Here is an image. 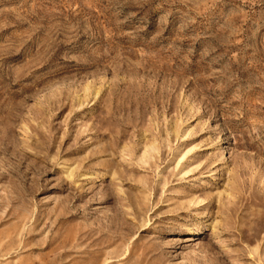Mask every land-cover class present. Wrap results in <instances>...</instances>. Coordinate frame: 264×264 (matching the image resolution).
I'll return each mask as SVG.
<instances>
[{
    "label": "rangeland",
    "instance_id": "rangeland-1",
    "mask_svg": "<svg viewBox=\"0 0 264 264\" xmlns=\"http://www.w3.org/2000/svg\"><path fill=\"white\" fill-rule=\"evenodd\" d=\"M0 264H264V0H0Z\"/></svg>",
    "mask_w": 264,
    "mask_h": 264
},
{
    "label": "bare ground",
    "instance_id": "bare-ground-1",
    "mask_svg": "<svg viewBox=\"0 0 264 264\" xmlns=\"http://www.w3.org/2000/svg\"><path fill=\"white\" fill-rule=\"evenodd\" d=\"M188 241V240H187ZM191 241V240H190Z\"/></svg>",
    "mask_w": 264,
    "mask_h": 264
}]
</instances>
